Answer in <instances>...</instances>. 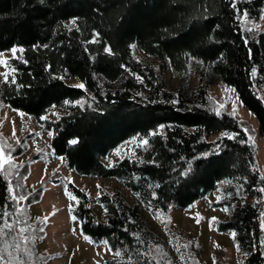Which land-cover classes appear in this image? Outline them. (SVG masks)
<instances>
[{
    "label": "trees",
    "instance_id": "obj_1",
    "mask_svg": "<svg viewBox=\"0 0 264 264\" xmlns=\"http://www.w3.org/2000/svg\"><path fill=\"white\" fill-rule=\"evenodd\" d=\"M263 5L264 0H0V52L23 49L10 59L8 77L15 83L0 81L1 103L51 132L50 150L69 170L115 177L135 197L128 201L118 189L100 188L93 198L66 184L75 197L70 216L81 234L109 251L102 264L194 263L200 240L168 221L160 232L149 216L185 208L219 184L221 196L210 204L227 208L228 215L216 229L233 231L242 264H264V175L255 145L247 123L219 105L210 90L215 77L232 88L264 136V29L254 26ZM134 46L144 61L134 56ZM53 108L61 111L47 116ZM25 138L11 144L0 137L4 158L11 156L9 163L16 165L10 172L4 170L8 165L0 169V212L12 213L5 219H18L17 231L23 227L31 237L21 243L27 252L14 253L13 264H42L49 258L38 247L48 232L47 217H33L30 209L51 181L27 185L29 160L16 159L26 150ZM73 139L78 143L71 144ZM122 143L131 154L106 165L102 159ZM9 187L27 199L17 203Z\"/></svg>",
    "mask_w": 264,
    "mask_h": 264
},
{
    "label": "rangeland",
    "instance_id": "obj_2",
    "mask_svg": "<svg viewBox=\"0 0 264 264\" xmlns=\"http://www.w3.org/2000/svg\"><path fill=\"white\" fill-rule=\"evenodd\" d=\"M242 18L244 19L245 16ZM254 26L264 29V5L260 18L255 21ZM16 48L15 57H19L20 48ZM10 50L0 52L3 53L0 61L6 62L0 63V74H10L12 71L10 59L13 58V54ZM133 54L137 59L144 61L145 56L137 46L133 47ZM166 77L171 83L175 82L170 72ZM2 78L3 75H0V81ZM197 82L198 74L193 71L191 85L194 86ZM73 83L81 84L77 80ZM210 90L219 105L228 110H235L240 119L247 123L249 136L255 145V158L264 175V136L259 132L255 115L239 100L235 91L223 84L219 78L215 77L211 80ZM262 98L264 99V94ZM60 111L59 108H53L47 116L55 117ZM14 128L15 136H13ZM49 133L33 116L14 110L0 100V137H5L11 144H15L22 136L27 137L25 152L16 158L20 161L29 160L27 185L33 187L43 180L51 181L47 185L52 191L48 188L42 201L30 209L33 217L37 215L47 217L48 232L39 240L38 247L40 251L48 254L49 258L42 264H102V260L109 256V251L104 243H94L81 234L78 223L70 216V207L75 202V197L66 190V184L72 182L93 198L100 188L118 189L128 201H135V197L115 177L87 176L69 170L64 159L51 152L48 144ZM117 149L119 155L116 154ZM127 154H131L130 145L122 143L111 150L102 161L110 165V162L113 164ZM220 185L206 197L197 199L185 208L174 207L168 213L159 214L156 218L149 216L152 224L160 232H163L161 223L168 221L181 227V232L195 235L200 240L201 256L192 264H242L244 252L233 242V231L222 233L216 229V223L226 219L228 215L227 208H217L210 204L221 196Z\"/></svg>",
    "mask_w": 264,
    "mask_h": 264
},
{
    "label": "snow or ice",
    "instance_id": "obj_3",
    "mask_svg": "<svg viewBox=\"0 0 264 264\" xmlns=\"http://www.w3.org/2000/svg\"><path fill=\"white\" fill-rule=\"evenodd\" d=\"M233 8H235L234 3H233ZM241 15L243 16L246 14L241 13ZM71 23L73 25H75L76 19H73L71 21ZM10 51L13 54V57L15 58V53L17 52V48L13 47ZM19 51L23 52V49L21 48V49H19ZM105 52L111 53V49L109 47H106ZM2 55H3V53H0V56H2ZM0 63H6V62L0 61ZM25 63H26V61H25ZM13 72H15V69H13ZM0 75H3L4 81L6 83H8V82L15 83L14 79L11 81L9 80L7 73L0 74ZM60 79H63V77H60ZM77 87L84 89V84L81 83V84L77 85ZM64 103L70 104L72 102L65 100ZM74 104L80 105L81 107L83 106L80 101H75ZM217 115H219V112H217ZM160 127L162 128L163 125H161ZM152 134H156V133H152ZM49 135H52V133L50 132ZM224 135L227 136L228 134L225 133ZM13 136H15V128L13 130ZM229 138H231V137H229ZM141 142L144 145H146L148 143L147 139H143V138H141ZM70 143L75 145L78 143V140L73 139ZM5 144H6V142H5ZM4 152H5V146L3 144H0V169H4V166L8 165V169H4V170L6 172H10V169L15 168L16 165L9 163V161L12 159L11 156H9L8 159L4 158ZM116 154L119 155V149H117ZM109 166H111V162H110ZM262 179H264V178H262ZM225 183H230V181H225ZM8 191H9V193H12L11 198L14 201H16L17 203L27 199V197H25L23 195L14 194L13 189L11 187L8 188ZM261 191H264V189H261ZM20 211L22 214V210H20ZM11 216H12V213H10V212H7V211L0 212V241H2V247H0V264H13V261L16 259V256L14 255V253H19L21 251H26V252L28 251L26 248L21 247V243L27 244V242L31 239L30 236H24V233L27 229L20 227L17 231L16 226L20 224V221L18 219L15 221H10L9 219H5V217H11ZM261 216L264 217V212L261 213ZM30 227L31 226H29V228ZM260 227H261V230L264 231V219L260 220ZM40 231H42V229H40ZM13 232H15L16 234L13 235ZM233 235H235V234H233ZM84 238L88 239L87 236H85ZM9 248H11L12 251H9ZM28 254L30 255V252ZM115 255L119 256L120 253L116 252ZM18 264H24V262L19 261Z\"/></svg>",
    "mask_w": 264,
    "mask_h": 264
}]
</instances>
